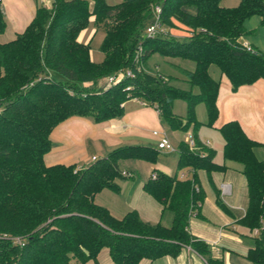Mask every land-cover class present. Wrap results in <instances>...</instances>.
<instances>
[{
  "label": "trees",
  "instance_id": "1",
  "mask_svg": "<svg viewBox=\"0 0 264 264\" xmlns=\"http://www.w3.org/2000/svg\"><path fill=\"white\" fill-rule=\"evenodd\" d=\"M156 6L162 30L149 36L146 28ZM253 15L264 24V0H240L233 7L221 0H52L48 8H36L15 38L0 42V264H84L105 247L112 264L175 256L185 245L207 255L206 243L188 231L204 199L197 171L210 177L225 165L215 162V151L197 131L217 120L221 76L232 90L264 78V53L248 50L241 41L245 21ZM90 18L105 31L99 62L91 59L89 42L78 40ZM5 27L0 2V34ZM181 28L186 35L170 31ZM154 54L193 63L187 68L166 60L179 69L185 87L173 84L174 75L155 70L158 64H149ZM211 66L219 70L217 78ZM110 76H116L112 83ZM134 97L154 107L169 129H191L195 142L193 148L186 141L177 147L176 168L190 177L153 168L143 183L161 205L163 221L154 224L136 210L116 217L94 197L105 188L120 191L119 182L127 176L124 161L156 163L157 147L117 146L83 167L47 165L43 159L57 124L72 116L96 122L118 118ZM175 100L186 103L184 114L173 110ZM199 103L205 106V121L197 119ZM218 130L224 159L242 164L247 206L240 222L252 229L264 211V161L255 152L260 143L237 120ZM248 255L254 264H264V229Z\"/></svg>",
  "mask_w": 264,
  "mask_h": 264
},
{
  "label": "crops",
  "instance_id": "2",
  "mask_svg": "<svg viewBox=\"0 0 264 264\" xmlns=\"http://www.w3.org/2000/svg\"><path fill=\"white\" fill-rule=\"evenodd\" d=\"M0 2L6 21L5 30L0 34V42L9 41L22 32L33 19L36 8L41 5L40 0H0ZM224 5L233 7V4ZM241 41L252 49L264 53V39L252 40L244 35ZM217 107L218 117L213 126L216 125L218 129L226 121L237 120L244 132L260 143L255 148V152L264 161V78L232 90L228 80L224 76L221 77ZM160 119L154 107L143 105L136 99H129L124 103V112L118 118L96 122L87 116L69 117L52 129L50 133L52 147L44 155V162L47 165L62 163L83 167L86 151L88 154L92 148L105 153L111 148L131 143L155 145L156 140L153 137L158 140L167 133V130L161 126ZM153 131H158L159 135H153ZM205 145L208 146V143ZM93 157L98 159L92 154L91 161L87 160V165L95 160ZM223 158L218 161L214 158V160L218 164L225 165L224 170L215 171L210 177L204 170L197 171L198 183L204 191V199L198 213L194 212L190 217L188 225L192 237L206 243L209 253L203 255L191 246L185 245L175 256L143 258L138 264H209L208 259H212L216 264H254L248 254L259 233L254 232L255 227L251 229L240 222L247 206V189L242 174V164L234 163L236 161L232 160L226 162ZM177 159L178 153L174 159L175 168ZM153 168L169 174H177V168L176 172L172 173L171 168L163 162H159ZM177 176L185 179L190 177V174L187 170H182ZM126 178L131 179H123L119 182L120 191L117 193L118 196L126 193L123 203L112 206L113 204L104 202L103 197L107 194L104 190H109L106 188L95 195V202L106 206L116 217H122L130 210H136L144 221L152 224L161 221V205L143 190V183L146 180H135L132 174ZM223 183L229 184L228 193L222 192ZM168 222V219L164 220V223ZM85 264H112L109 249L102 248L95 261L88 260Z\"/></svg>",
  "mask_w": 264,
  "mask_h": 264
},
{
  "label": "rangeland",
  "instance_id": "3",
  "mask_svg": "<svg viewBox=\"0 0 264 264\" xmlns=\"http://www.w3.org/2000/svg\"><path fill=\"white\" fill-rule=\"evenodd\" d=\"M120 0H107L109 3H117ZM239 0H221L222 5L224 4H233L236 5L238 4ZM225 6V5H224ZM232 6V5H229ZM261 18L258 15H253L249 17L245 21V28L247 30L246 37L251 38L252 40L255 38L257 40H263L264 39V25L261 24ZM176 22V21H175ZM178 24V22H176ZM172 34L174 35H186L185 32H183L182 28L181 29H171L170 30ZM104 27L103 26H98L96 27L93 19L90 18L87 26L81 30V32L78 35V40L81 42H89L90 45V56L91 59L95 62H99L102 60L103 55L100 50V44L102 41V38L104 36ZM166 60L170 61H175L181 63L182 67H187V68H192L193 63L191 61L187 60H182V59H171V58H164L160 56L159 54H154L151 56V58L148 60L150 65H153L156 67L154 64H158V68L155 69L159 72H167L172 75H174L176 78L172 80L173 84L177 86H183L185 87L186 84L184 81H182V75L179 72V69L173 68L171 65L168 64ZM210 73L212 76L217 78L219 76V70L215 66H211L210 68ZM56 77L61 78V76L56 75ZM223 77V76H221ZM173 110L177 114H184L186 110V103L183 100H175L174 105H173ZM196 116L197 119L200 121H205L206 119V112H205V106L203 103L197 104L196 108ZM161 120V126L167 130V133L164 135L169 139L171 144L174 147V150L172 151H166L160 149V153L158 155L156 163H151L147 162L144 160H126L123 162V169L126 171H129V173L132 174V176L135 178V180H147L149 176L151 175L152 168L157 165L159 162H163L166 164L168 167L171 168V172L174 173L176 172V168L174 166V159L177 156V147L178 145L185 141L186 137L188 134L192 133L191 129H188L187 131H182L179 129L176 130H171L167 126L166 122L163 119ZM217 124V122H216ZM197 137L198 139L203 143H208V146L211 147L215 151L214 158L218 161L219 159L222 160V144H223V139L222 136L217 129L216 125L215 126H206V125H201L197 131ZM155 141V145H150V146H156L157 147V138L153 137ZM131 144H142V143H131ZM212 145V146H211ZM112 149V148H111ZM109 149V150H111ZM108 150V151H109ZM107 151V152H108ZM107 152L103 153L102 150H97V149H90L86 151V156L84 162H82V166L87 165V160H90V157L92 154H94L97 158L102 157L104 154H107ZM226 162L228 160L224 159ZM237 163V162H234ZM238 164V163H237ZM181 173V170H177V174L179 175ZM129 177V176H126ZM125 179H131V178H125ZM105 196L103 197L104 202H109L110 204H113L112 206H115V204L120 205L121 203L124 202V199L126 197V193L122 194L121 196H118L117 193H114L110 190H104ZM86 263V262H85ZM84 263V264H85Z\"/></svg>",
  "mask_w": 264,
  "mask_h": 264
},
{
  "label": "built area",
  "instance_id": "4",
  "mask_svg": "<svg viewBox=\"0 0 264 264\" xmlns=\"http://www.w3.org/2000/svg\"><path fill=\"white\" fill-rule=\"evenodd\" d=\"M51 1L52 0H40V3L41 5L45 6V7H49L50 4H51ZM160 12V7L159 6H156L155 7V16H154V21L153 23H151L149 26H147L146 28V33L149 35V36H152V35H155L156 33H158L159 31L162 30V28L160 27V24L158 22V13ZM244 46L248 49V50H251V47L248 46L247 44H244ZM116 80V76H110L107 78V81L109 83H112ZM132 99H136V100H139L138 98H132ZM141 104L143 105H146L145 102L139 100ZM153 135H159V132L158 131H153ZM185 141L188 143L189 147L190 148H193L195 147V142H194V139H193V136L190 134H188V136L186 137ZM157 148L160 150H166V151H172L174 150V147L173 145L171 144V142L169 141V139L163 135V136H160V138L158 139V142H157ZM93 159H95V157H93ZM124 175H127L129 176L130 173L128 172H125L123 171L122 172ZM155 174H152V177H154ZM221 189H222V192L223 193H228L229 191V184L228 183H223L221 185ZM264 229V211H263V215L261 216L260 218V225L255 227L254 229V232L255 233H259L261 230Z\"/></svg>",
  "mask_w": 264,
  "mask_h": 264
}]
</instances>
